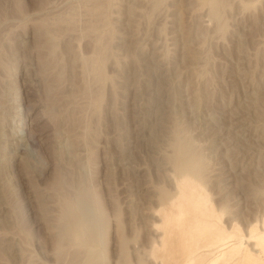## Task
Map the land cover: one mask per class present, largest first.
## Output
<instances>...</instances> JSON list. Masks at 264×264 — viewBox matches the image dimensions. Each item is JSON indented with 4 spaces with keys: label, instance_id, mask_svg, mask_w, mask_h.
<instances>
[{
    "label": "rangeland",
    "instance_id": "1",
    "mask_svg": "<svg viewBox=\"0 0 264 264\" xmlns=\"http://www.w3.org/2000/svg\"><path fill=\"white\" fill-rule=\"evenodd\" d=\"M177 135L227 230L263 231L264 0H0V264H77L79 194L107 264H184L160 247Z\"/></svg>",
    "mask_w": 264,
    "mask_h": 264
},
{
    "label": "bare ground",
    "instance_id": "2",
    "mask_svg": "<svg viewBox=\"0 0 264 264\" xmlns=\"http://www.w3.org/2000/svg\"><path fill=\"white\" fill-rule=\"evenodd\" d=\"M219 9L220 5L215 4V19H219ZM178 135L173 163L178 173L177 192L161 195L162 252H182L184 264H264V220L263 231L255 228L249 238L234 225L231 231L227 230L222 224L225 209H215L206 189L205 159ZM63 209L58 255L72 249L77 264H107L104 259L108 216L99 202L79 194L72 201L65 200ZM185 215L189 217L183 218ZM251 240L256 243L253 247L249 245ZM156 247L153 246L151 255L158 250ZM122 264L131 263L125 258Z\"/></svg>",
    "mask_w": 264,
    "mask_h": 264
}]
</instances>
